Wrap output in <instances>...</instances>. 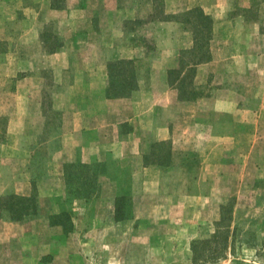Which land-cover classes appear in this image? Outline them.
<instances>
[{
  "label": "rangeland",
  "instance_id": "1",
  "mask_svg": "<svg viewBox=\"0 0 264 264\" xmlns=\"http://www.w3.org/2000/svg\"><path fill=\"white\" fill-rule=\"evenodd\" d=\"M37 1L0 0V264H206L203 258L195 262L192 243L211 239L217 231L228 237L229 248L218 263L207 264H264V156L249 155V141L236 153L227 152L232 166L229 178L225 186L213 189L218 193L212 195L216 201L211 204L202 194L200 199L182 201L187 192L204 191L195 182L201 167L198 146L189 152L178 145L174 151L170 143L156 148L157 154L171 153L174 166L161 167L162 184L155 192L135 187L129 171L116 172L115 161L100 163L99 192L90 200L79 194L77 181L67 184L59 157L63 112L58 103L66 85L59 82L63 74L48 68L51 63L46 57L67 53L69 86L75 73L81 72L85 79L106 74L108 84L111 74L120 80L132 66L111 71L109 65L132 61L137 89L142 82L145 94L151 92L150 72L162 65L170 68L168 72L181 70L178 78L167 72L170 87L174 82L177 90L186 79L187 95H197L204 92L194 87L198 67L193 76L187 67L192 54H183L197 43L195 23L188 22L187 15L195 9L209 15L201 3L218 5L219 1ZM263 5L264 0H250V8L235 6L228 19L219 23L225 19L263 22ZM213 21L211 54L221 35L251 34L249 27L226 30ZM260 31L264 35V25ZM15 50L19 59L13 56ZM38 70L40 84L29 79ZM69 94L74 100L85 92L73 88ZM181 109L176 106L174 111L180 115ZM181 120L177 126H182ZM199 134L201 146L204 130ZM70 163L87 164L82 159L66 164ZM104 175H111L119 186H108L101 194ZM29 189V195L22 194ZM33 193L36 214L13 220L6 208L9 199L30 198ZM119 196L124 198L123 215L129 217L120 222L115 219ZM61 213L70 215L73 227L68 234L60 226H51L52 218Z\"/></svg>",
  "mask_w": 264,
  "mask_h": 264
},
{
  "label": "crops",
  "instance_id": "2",
  "mask_svg": "<svg viewBox=\"0 0 264 264\" xmlns=\"http://www.w3.org/2000/svg\"><path fill=\"white\" fill-rule=\"evenodd\" d=\"M216 1H219L218 5L205 2L200 6L216 21L217 28L235 27L239 31L249 27L251 34H223L219 43L215 41L217 48L212 51L211 61L198 66L194 79V87L204 92L197 93L190 101L181 102L179 91L169 86V67L161 65L150 72L151 92L145 94L142 82H139V88L129 97L109 99L106 74L85 79L84 73H75V80L69 86L67 53L60 51L45 58L51 63L48 68L63 74L59 82L66 85L62 88L65 94L58 103L63 112L61 167L80 159L87 164L105 163L111 159L116 162V172L131 173L135 187L155 192L162 184L163 166L145 165V157L151 154L153 145L170 143L174 151L178 145L179 150L185 152L195 151L198 146L201 167L195 182L202 185L204 191L187 192L182 201L200 199L203 195L204 199L209 198L205 202L211 204L216 201L212 195L218 193L213 189L225 186L229 178L227 172L232 166L226 160L227 152L236 153L249 141V155L264 156V35L260 31L264 21L227 20L235 6L250 8V0ZM222 18L227 19L221 24ZM13 53L16 59L21 57L17 50ZM40 75V70L34 71L29 74V79L35 82L39 77L41 79ZM40 79L37 80L39 84ZM73 88L84 91L85 95L72 100L69 93ZM176 106L182 108V114L174 111ZM175 112L179 115L178 121ZM179 120L183 122L182 126H177L181 124ZM126 127L128 129L124 131ZM202 130L205 137L200 146L197 142ZM173 166L171 162L165 167L172 169ZM102 177H106L105 182ZM102 177L101 194L108 186H119L111 175ZM22 194L29 195L30 189ZM136 204L135 197L134 212ZM135 218L140 217L135 215Z\"/></svg>",
  "mask_w": 264,
  "mask_h": 264
},
{
  "label": "trees",
  "instance_id": "3",
  "mask_svg": "<svg viewBox=\"0 0 264 264\" xmlns=\"http://www.w3.org/2000/svg\"><path fill=\"white\" fill-rule=\"evenodd\" d=\"M188 22L195 23V34L197 36V43L195 49L192 51H184L183 54H192V58L187 64V67L192 69L193 76L196 73V68L203 64L210 62L212 59V54L209 48V42L213 33L214 21L212 17L206 15L201 9H195L188 13ZM120 65H130L132 69L128 74H122L121 79L118 80L112 76L109 77V84L106 90V96L109 99L112 98H123L129 97L135 90H137L136 85V71L133 66L132 61H117L109 65V69L112 71L114 67ZM182 69V67H181ZM169 76L177 75V78L181 74V70H170ZM181 86L176 87L179 91V100H192L195 94L187 95L185 91L186 79L181 81ZM193 82L191 83V86ZM170 85L173 87L174 82H170ZM167 145V143H160L153 145L151 154L145 157V165H158V166H170L171 162V153H167V156L156 153V148ZM166 160V162H165ZM100 164H81V163H70L64 165L65 178L68 185H71L77 181L79 184V194L87 197V200H90L95 194L99 192V177L103 174V170L100 169ZM79 169L81 170L80 174L78 173ZM77 172V173H75ZM33 191H36V188H33ZM116 221L120 222L129 217L123 215L122 209L124 198H116ZM132 207V203H131ZM6 208L12 213V219L16 221H21L27 215L36 214V195L33 193V196L30 198L27 197H16L13 196L9 199L6 204ZM51 222V226H60L63 228L64 233L68 234L71 232L73 227L71 223V218L68 213H61L55 215ZM228 246V237L222 236L220 232H216L211 239L194 241L192 243V252L194 255L195 262L198 259L203 258L204 263H209L214 261L218 263L219 259L224 258V254Z\"/></svg>",
  "mask_w": 264,
  "mask_h": 264
}]
</instances>
